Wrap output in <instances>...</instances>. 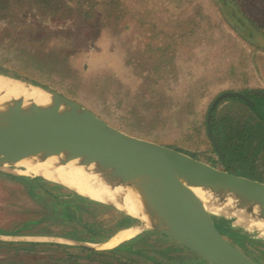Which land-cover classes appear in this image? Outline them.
<instances>
[{
  "label": "rangeland",
  "instance_id": "374dc122",
  "mask_svg": "<svg viewBox=\"0 0 264 264\" xmlns=\"http://www.w3.org/2000/svg\"><path fill=\"white\" fill-rule=\"evenodd\" d=\"M84 1L0 0V74L77 100L123 132L223 170L208 136V110L217 97L239 93L240 85L253 81L249 70L242 77L243 69H248L251 60L264 64V47L254 50L231 38L211 0H122L121 8H117L120 0H104V4L115 5L113 16L101 11L95 25L79 26L63 5ZM99 2L102 0H92L96 5ZM50 4L61 5V12L56 8L51 11ZM244 9L247 12L246 6ZM250 17L264 28V16ZM167 44L170 47L165 51L173 59L174 69L157 64L164 57L158 47ZM54 56V60L66 58L64 79L70 78L56 90L49 87L56 84L42 83L47 76L59 81L58 67L44 75L39 72L43 68L40 63L51 62ZM231 64L233 79L240 84L223 85L220 80L228 76ZM156 67L165 69L166 75L156 72ZM109 76L114 79L111 93L100 80ZM227 107L223 103L218 108L219 115L227 111L218 132L212 116L211 129L217 141L226 131L233 137L243 129L241 107L230 111ZM231 118L239 121L234 123ZM227 164L232 173L246 177L244 165ZM250 167L254 178L249 179L264 183L263 155ZM6 171H0V264H72L66 259L69 254L87 246L114 255L109 259V255L83 253L77 264H206L127 211L100 204L41 176L25 174L22 167ZM147 213L158 217L152 210ZM208 213L224 237L264 264V228L251 226L241 217ZM131 227L138 228L132 240L112 250L100 246L119 230ZM29 245L39 248L27 252L24 248ZM16 246L24 248L17 250ZM48 247L51 249L46 250Z\"/></svg>",
  "mask_w": 264,
  "mask_h": 264
},
{
  "label": "water",
  "instance_id": "95a60500",
  "mask_svg": "<svg viewBox=\"0 0 264 264\" xmlns=\"http://www.w3.org/2000/svg\"><path fill=\"white\" fill-rule=\"evenodd\" d=\"M0 81L6 82L0 92V157L18 150H39L42 156L76 160L104 177L110 183L109 193L119 201L93 200L121 212L126 206L156 212L166 227L155 230L206 264H261L220 233L188 187L202 186L231 196L221 202L224 212L264 228V183L231 172L211 129L214 110L223 98L237 97L253 106L247 96L222 94L208 110L207 132L224 164L220 170L176 149L123 132L50 89L4 74ZM122 185L131 191L119 196L114 187Z\"/></svg>",
  "mask_w": 264,
  "mask_h": 264
},
{
  "label": "trees",
  "instance_id": "16d2710c",
  "mask_svg": "<svg viewBox=\"0 0 264 264\" xmlns=\"http://www.w3.org/2000/svg\"><path fill=\"white\" fill-rule=\"evenodd\" d=\"M148 2H150V0H148ZM46 3L49 4V1H46ZM121 3L122 0L118 2L117 8H121ZM214 5L219 9H221V12L224 15L223 17L227 21L228 25L231 27V29L237 32L238 35L245 42H249L250 44H253L255 40L264 36L260 28L256 27L255 24L251 21V19L246 17L237 9L234 0H214ZM48 7H51V11H53L54 8L58 9V11L60 12L62 10L61 5L59 4L58 6L54 5L53 7L52 4H50ZM63 7L67 9V11L71 14L73 20L77 23V25L81 26L85 24V26H87V25H95L97 23V17L99 16V12L101 11L109 14L108 17H112L115 5L109 2H106L104 4V0H102V2H99L98 5H96L92 3V0H86L84 2L75 3L74 5L70 3H65ZM121 10L126 13L129 11V8H122ZM222 10H224L226 14ZM75 18L77 20H75ZM168 46L169 44L158 47L159 50L162 49V55H164V57L162 58L161 56L162 62L160 63L159 61L157 64L164 66L166 65L165 67H167V64H169V67L171 69H174L175 67L173 64V59L167 56L168 53L165 51L168 48ZM54 59L55 56L52 58L51 62L40 63L43 68L42 69L39 68V72H42L44 75L49 71L55 72L54 66L58 67L57 72H59L60 80L59 81L53 80L49 76H47L46 78H43L44 83H42L43 86H47L49 82L54 83L56 85H50L49 87L52 88L53 90H56L57 85L61 86L62 83H65V79L69 81L70 78L64 79L65 76V69L63 66L64 61L68 65V61L66 60V58L62 56L60 57L59 60H54ZM160 69L161 67L155 68L156 72H161L162 75L164 76L166 70L163 68L162 70ZM0 73H3L1 67H0ZM234 73H235V69H234V65H232L229 69V75L231 74L232 75L231 77H235ZM244 76L245 74L243 72L242 77ZM100 80L102 84H104V87L108 89L107 91L111 93L113 91L111 89V85L114 83L113 81L114 79L109 76V77H102ZM238 92L240 94L247 96L251 101H253L254 102L253 106H249L248 104H245L243 100L237 97L223 98L220 104H218V106H216L214 110L213 123H214V127H216L215 131L218 132L219 121L224 119V116L227 115L226 114L227 111H222V113L219 115L220 112L218 108L221 104L226 103V105L228 106L227 110L229 111L236 107H241L244 117L243 129L242 130L238 129L236 133L237 137L236 135L230 137L229 132L226 131L222 138L218 137L217 139L227 163L236 164L238 162L241 166L244 165L243 168L244 176L253 179L254 177L248 171L249 167L251 165H254L257 159L260 158L261 155H263L264 158V90H256V89L248 88L247 86H242V88H240ZM102 95L105 96V93H102ZM76 102L78 101L76 100ZM194 108L195 107L191 104L190 109L191 111H193V114H196ZM223 114L224 116L222 117ZM231 120L234 121V123H237V121H239L238 118L237 119L231 118ZM255 120H257V123H255ZM219 160L221 161V158H219ZM253 168L254 167H250V170ZM124 217L127 218V216ZM131 222L133 224L137 223L136 220L133 219L131 220ZM20 247L22 246H16V249L19 250L24 248V247L23 248ZM55 247L60 248V246H55ZM36 248L39 247L37 245L34 246L29 245L25 247L24 250L28 252ZM50 249L51 248L48 247L46 250H50ZM83 253L84 254L90 253L91 255L99 256V257H103L104 255H109L107 256L109 259H111L114 255L112 253L106 254V252L105 253L100 252L87 247H80L77 249V252L75 254H69L68 258L66 259L67 261H70L72 264L73 263L77 264L78 259L84 257ZM63 261L66 260L64 259Z\"/></svg>",
  "mask_w": 264,
  "mask_h": 264
},
{
  "label": "bare ground",
  "instance_id": "6f19581e",
  "mask_svg": "<svg viewBox=\"0 0 264 264\" xmlns=\"http://www.w3.org/2000/svg\"><path fill=\"white\" fill-rule=\"evenodd\" d=\"M6 82L0 81V92L5 89ZM14 101L17 98H14ZM8 167H22L25 174L32 173L36 176H41L46 180L62 184L80 195L90 199L100 201H119L114 195L109 193L110 183L104 180V177L99 176L96 172H90L85 165L77 164L76 160L54 158L53 156H42L39 150L35 151H16L9 156L0 157V171L7 172ZM191 194L196 197L207 212L220 213L230 215L220 208L221 202H227L231 196H224L216 191H207L202 186L188 185ZM119 196L124 195L125 191L130 192L129 187L116 186L114 187ZM113 198V200H112ZM116 201V202H115ZM219 201L220 204H214ZM126 211L129 215L142 220L150 229H165L164 222L158 217L149 216L145 210H132L126 206ZM241 219L251 224L245 218ZM161 227V228H160ZM138 233V228L121 229L114 234L104 246L107 249H115L120 245L132 240Z\"/></svg>",
  "mask_w": 264,
  "mask_h": 264
},
{
  "label": "crops",
  "instance_id": "0c3cea01",
  "mask_svg": "<svg viewBox=\"0 0 264 264\" xmlns=\"http://www.w3.org/2000/svg\"><path fill=\"white\" fill-rule=\"evenodd\" d=\"M212 4H214V0H211ZM235 1V6L237 7V9L244 14L246 17H248L249 19H251V21L255 24L256 27H259L260 30L263 32L264 35V28L262 29L259 25L256 24L255 21H253V19L250 17L252 15H263L264 12V0H234ZM215 6V5H213ZM246 6L247 8V12L244 9ZM216 7V6H215ZM254 9V11L252 13L249 12V10ZM257 7H260L261 11L259 9H257ZM216 9L219 11V14L223 17V13L221 12V9H219L218 7H216ZM225 14L226 12L224 10H222ZM250 13V14H249ZM224 18V17H223ZM225 20V19H224ZM225 23L228 26V33L230 35L231 38H235L238 39L239 41H241L242 43L248 45L249 48H253L254 50H256L255 48H261L260 46L264 47V36L260 37L259 39L255 40L253 44H250L249 42H245L239 35L237 32H235L233 29H231V27L228 25L227 21L225 20ZM226 29V28H225ZM264 50V48H263ZM263 52V51H262ZM254 56V55H253ZM253 58V57H252ZM232 66V64L229 66V68L226 70L227 74L229 72L230 67ZM252 76V80L249 84H245V86H247L248 88H252V89H256V90H263L264 88V64L263 61H255V62H251L249 63V67L248 69L245 68L243 69V72L245 74V76H247L249 73ZM225 71V72H226ZM252 72L254 73L252 75ZM259 72V73H258ZM243 76V74H242ZM221 84L225 85V84H240V82L235 81L233 79V77H231V75L228 74V76L224 75L223 78H221L220 80ZM225 83V84H224ZM240 87L242 88V85H240ZM132 228V227H131ZM127 229V228H126ZM112 237H110L107 241H104L100 246H104L105 243H107L109 240H111ZM88 247V246H87ZM94 249V248H91Z\"/></svg>",
  "mask_w": 264,
  "mask_h": 264
}]
</instances>
